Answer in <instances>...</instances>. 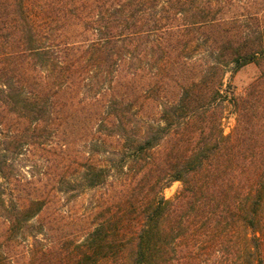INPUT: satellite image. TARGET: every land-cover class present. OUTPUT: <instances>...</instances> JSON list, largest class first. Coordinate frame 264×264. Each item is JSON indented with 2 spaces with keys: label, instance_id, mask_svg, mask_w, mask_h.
Instances as JSON below:
<instances>
[{
  "label": "trees",
  "instance_id": "obj_1",
  "mask_svg": "<svg viewBox=\"0 0 264 264\" xmlns=\"http://www.w3.org/2000/svg\"><path fill=\"white\" fill-rule=\"evenodd\" d=\"M0 264H264V0H0Z\"/></svg>",
  "mask_w": 264,
  "mask_h": 264
},
{
  "label": "rangeland",
  "instance_id": "obj_2",
  "mask_svg": "<svg viewBox=\"0 0 264 264\" xmlns=\"http://www.w3.org/2000/svg\"><path fill=\"white\" fill-rule=\"evenodd\" d=\"M259 68L255 64H248L240 70H238L233 77L231 78V83L238 88L245 86L247 83L252 81L259 75ZM230 73L226 74V81L229 79ZM235 125V114L234 109L231 105L226 104L224 108L223 118L221 120V127L224 134H228L232 131ZM37 158V155H34ZM29 159V158H28ZM26 159L23 161L24 169H28L30 167V161ZM181 184L179 181L172 182L168 187L162 190V194L165 198H173L177 192L180 190Z\"/></svg>",
  "mask_w": 264,
  "mask_h": 264
}]
</instances>
